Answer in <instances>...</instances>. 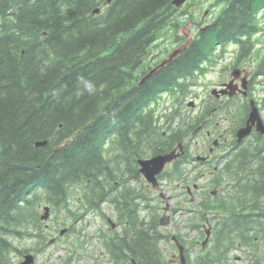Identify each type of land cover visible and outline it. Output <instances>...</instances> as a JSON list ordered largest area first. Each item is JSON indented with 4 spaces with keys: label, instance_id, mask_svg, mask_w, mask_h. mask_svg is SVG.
Instances as JSON below:
<instances>
[{
    "label": "trees",
    "instance_id": "trees-1",
    "mask_svg": "<svg viewBox=\"0 0 264 264\" xmlns=\"http://www.w3.org/2000/svg\"><path fill=\"white\" fill-rule=\"evenodd\" d=\"M171 1L0 0V264L13 263L12 253L42 249L48 234L41 203L52 212L67 207L72 221L78 218L69 210L75 185L84 211L116 203L123 228L103 239L108 254L114 247L118 260L162 262L160 244L170 235L161 230L153 200L126 181L137 177L138 158L167 151L190 127L177 107L163 136L148 106L164 92L186 94L205 61L215 60L216 46L236 42L238 58L247 56L259 28L256 14L264 7V0H221L211 24L140 81L152 66L150 45L176 9ZM176 117L180 124L173 127ZM233 159L216 175L231 176L223 195L201 201L200 208L227 215L214 221V243L195 264L224 260L226 239L230 248L254 235L264 239V148L243 147ZM184 160L163 177L171 182L182 174ZM115 180L124 185H113ZM140 209L151 216H140ZM62 223L56 221V229ZM184 225L191 229L198 219ZM177 236L184 242L183 234ZM15 239L31 244L17 249ZM71 252L69 258L78 256Z\"/></svg>",
    "mask_w": 264,
    "mask_h": 264
},
{
    "label": "flooded vegetation",
    "instance_id": "flooded-vegetation-1",
    "mask_svg": "<svg viewBox=\"0 0 264 264\" xmlns=\"http://www.w3.org/2000/svg\"><path fill=\"white\" fill-rule=\"evenodd\" d=\"M261 41V39L255 38L256 43ZM237 55L238 53H236V56ZM152 58L153 57H151V60ZM256 59L254 55L250 54H247L246 57L242 56L239 59L237 56V60H235L232 65L228 66L230 69L224 71L228 72V74H226L224 78L221 77L220 81L212 83L211 85L209 84L211 88L208 89L202 97H199L197 95L198 93L192 96L193 90L190 86L188 87L190 88L188 93L191 98L187 95L183 96L180 90H178L179 92L176 94V103L173 102V104L174 108H176V105H179L178 111H180L181 105H183L188 97L190 99L186 105L192 108L198 107V110L195 114H191L187 119L183 120L184 123H187L190 127L185 138L171 145L167 151H160L157 153L162 154L172 150L175 152V156L171 161L166 163L164 169L156 175V179L158 180L166 179L163 177V173L167 171L168 168H174L179 158L184 156L185 160L184 163L179 166L183 169V173L176 174L170 184L173 185L171 189H174V191L178 190V192L168 196V204L165 203L166 200L164 198L160 197L164 205L156 208H158L159 216H161L160 221L164 220L160 225L161 228L169 224V226L174 229L175 223L173 224V222H170V217L166 213L171 212V214H173L180 210L187 213V221L190 222V225L197 219L200 223L190 229L191 232L196 231L197 235L187 236L183 242L184 260L178 255V246L173 243V248L169 250L176 249V253H171L167 262L163 261L159 264H195L196 262L190 259L194 251L193 248L199 245L203 253L211 249V245L214 243V221L219 219L223 214L227 215V213H223L222 210L214 211L211 208L202 209L200 208L201 201H207L209 196L216 198L223 195V190L231 183V181H229L231 176L227 172L222 171V176H216L218 175L217 172L222 163H230V166L234 165L231 162H226V160L231 158L236 163L233 158L236 152L243 147H247L249 150L264 148V134L257 130L254 124L244 136L239 138L237 135L239 129L246 126L251 101H253L254 106H256L259 116L264 123V67L260 66L262 61H264V57L260 58V62L255 63ZM160 60L161 59H159V61ZM158 62L152 63L151 68ZM212 70L215 69L213 68ZM225 84L229 85L224 87ZM192 85L194 86V84ZM254 85L255 87H253ZM256 86L259 87V89H257L258 93H261L259 96L254 93ZM163 128H165L164 131L162 130V135L164 136L167 133L168 126L164 125ZM201 134L203 135L201 142L194 140L193 147L191 148L192 144L190 143L193 136L195 137ZM222 158L223 160H219ZM187 164L191 166L193 172L195 169V172L190 176H187L186 173ZM140 175L138 179L143 182L145 187L148 189L151 187H154V189L157 188L156 185L153 186L149 182H146L143 176ZM201 178L203 182L199 181ZM116 182L117 181H115L113 185H116ZM115 193L116 191H113L112 194ZM176 195L182 196L179 200L182 199L185 204H181L178 201L179 203L176 202L174 205H170L169 197ZM142 204L144 205V202H142ZM110 208L112 215H105L102 218L105 228L97 231V236L99 238L98 244H100V250L103 252L101 251L100 254L96 253L97 255H94L91 253L92 250L86 248L83 244L84 250L81 253V257L87 255L88 258H93L96 264H137L131 257H127L124 261L118 260V255L113 251V249L115 250L116 248L113 247V255H111L108 254L106 249L102 246L104 238L110 235L116 236V233L122 232L123 228L122 223L118 220L115 201L110 204ZM84 215L85 214H83V216ZM44 226L47 228L49 225L44 224ZM52 229L54 228L52 227ZM70 229L69 226H66V232L64 231V234L68 233ZM256 238L257 237H255L254 242ZM225 244L229 250L226 253L224 261H213L212 264H264L258 256L259 247L252 245V242H248V245H242L239 242L238 245L230 248L228 246V239H226ZM168 247L169 246H162L160 250L163 252L165 249H168ZM237 250L240 251L239 255L234 254ZM103 254L105 255L103 256ZM102 257H104L106 261L100 263L99 260ZM20 260L21 258L16 262L20 263Z\"/></svg>",
    "mask_w": 264,
    "mask_h": 264
},
{
    "label": "rangeland",
    "instance_id": "rangeland-1",
    "mask_svg": "<svg viewBox=\"0 0 264 264\" xmlns=\"http://www.w3.org/2000/svg\"><path fill=\"white\" fill-rule=\"evenodd\" d=\"M221 2H222L221 0H185L184 4L181 7H178L177 9L173 10L172 14L170 15V18H171L170 21H168L164 25L163 29L160 31L159 37L151 43L148 55L149 57H153V58L150 61H152V63L158 61L159 59L165 56L166 52L178 46L180 43H185L186 41H189V39L192 38L193 35L197 34L201 28H204L206 27V25L210 24L214 16L218 13L219 9L221 8L222 6ZM257 16H258L259 22L264 23V10H261L259 14L257 13ZM259 37L262 38V40H264V31L259 35ZM260 43L261 42L255 43L256 50L254 52V56L257 58L255 63L260 62V58L264 56V46L261 47ZM229 49L230 47L227 50ZM219 50L220 48L216 47L215 49L216 53H218ZM229 53H230V50L228 52L225 51V58L228 56ZM222 66L226 67L227 64L222 65ZM206 70L207 71L204 74H196V76L194 77V80H192L195 82V86L192 87V90H193L192 96L198 93L197 95L199 97H202L203 95H205L208 89L211 88L210 85L212 83L220 81L221 77L224 78V76L228 74V72H224L226 71L224 70V68H219V69L216 68L213 71L211 69H206ZM190 88L188 90H190ZM257 89H259L258 86H256L254 93L257 96H259L261 93L260 92L258 93ZM187 96H190L189 93L187 94ZM190 98L188 97L186 101L183 103V105H181L180 107V113H178L180 116L179 117L180 119L181 117L187 119L191 114H195L196 111L198 110V107L192 108L191 106L186 105V103L189 101ZM158 101L159 103H158V106L156 107V111H158L159 114L162 115L163 112L164 113L170 112L171 110L170 104L174 101V97L172 95H169V93H164V96L162 95L160 98H158ZM173 121H174V125L180 124L179 123L180 120L177 121V117L174 118ZM163 123H165V121H163ZM202 136H203L202 134L197 135L195 137L193 136L191 143H190L192 144L191 148L193 147L194 140H198L199 142H201ZM194 172H195V169H194ZM194 172L193 170H191V166L187 164V171H186L187 176H190ZM199 181L203 182V179L201 178ZM160 183H161L160 189L167 197L171 193L178 192V190L177 191L172 190L169 186V182L165 181L164 179L163 181H160ZM129 185L132 187L135 184L132 181H130ZM75 187L76 185L73 187V197L69 198L70 199L69 202L71 206L70 207L68 206V207L69 209H73V210L77 209L79 210L77 213H80V212H83V210L81 209V205H80L81 201L79 198L82 195V192H81L82 190L81 191L77 189L74 190ZM180 198H182V196H179V195L169 197V204L174 205L176 202L185 204L182 199L179 200ZM43 205L44 203H41L38 208L40 210V214L44 213ZM103 211L104 213L107 212L108 215H112L111 208H108L107 205H103ZM139 212H140V215H143L145 218L151 216L150 213H148L147 214L148 216H147L143 209H140ZM96 213L97 212H89L86 215H84L83 217L84 219L77 221L74 224V229H72L69 233H67L64 236L61 235L56 229V226H57L56 221L60 224L65 221L64 224L62 223V226L60 229L66 227L67 225H71L73 223L72 218L68 215L69 214L68 208L64 207V208L54 210V212H51L50 216L48 214L47 216H49V218L47 219V216H46L43 219V221L45 222H42L43 228L47 229L45 231L46 235L48 234L46 242L44 243V245H42L41 250H38L37 252H34V251L29 252L34 255L33 264H61V263L62 264L64 263L66 264L67 263L68 264H92V263L96 264L94 262V259L88 258L87 255H85V257H80V261H79L77 257L74 258L73 256H71L69 258V254H68L70 248H74L71 242H74L76 245L79 243L80 240H84L85 247L90 248L92 250L91 253H93L94 255H97L96 253L98 254L101 253L102 250H100V244H98L99 238L97 236L96 231H98L99 227L105 228V226H104V220H101L99 216L95 215ZM166 214L169 215L170 222H173V224L175 223L174 225L175 229H172V227L169 226L168 224L167 226L163 227L162 232H166L167 234H170L172 232L174 234L177 230L179 233H182L183 236L197 235L196 231L191 232L189 231L188 226L184 225V223H187L186 221L187 213L186 212H183L180 210V211H176L173 214H171V212H167ZM53 215L55 216V218ZM44 224H48L49 226L46 228ZM63 225H66V226H63ZM52 227L54 229H52ZM213 227L215 229V224ZM56 237L58 239H56ZM38 239L36 238L35 241H37ZM254 239L255 238H253V241ZM260 239L261 240L256 238V245L259 247L258 254L264 255V239L262 237ZM32 243H34V241H32ZM13 244L17 245V249H19L21 248L22 245L31 244V240L25 239L23 241H18L15 239L13 240ZM84 245L81 246L80 248L83 249ZM161 245L164 246V242H161ZM161 245L160 247H162ZM166 245L169 247L168 249H165V251H163L165 253L163 260L167 262L170 258L171 253H176V249L169 250L170 248H173L171 242L166 243ZM193 250L195 252L193 251L190 256V259L193 261H196L197 257L200 259L201 255L204 254L203 251L200 250L199 245L193 248ZM234 254L239 255L240 251L237 250ZM104 255L105 254H103V256ZM11 256L14 260L18 258L20 259V256L17 253L15 254L12 253ZM99 261L100 263H103L106 260L104 259V257H102Z\"/></svg>",
    "mask_w": 264,
    "mask_h": 264
},
{
    "label": "water",
    "instance_id": "water-1",
    "mask_svg": "<svg viewBox=\"0 0 264 264\" xmlns=\"http://www.w3.org/2000/svg\"><path fill=\"white\" fill-rule=\"evenodd\" d=\"M172 4H174L175 6H180L184 0H172L171 1ZM95 11H98V8L95 9ZM181 48H175L173 49V51H171L169 53V55L164 58L158 65L162 66L165 63H167L168 61L171 60L172 57L176 56L179 52H180ZM156 68H153L152 70H150L146 75H144V77L142 78V80L147 77L149 74H151ZM255 125L256 129L259 130L261 133L264 134V125L261 121V118L258 114L257 108L252 106L251 110L249 112L247 121H246V126L239 129V131L237 132L238 137H242L245 134H247L251 128L252 125ZM45 143V141L43 142H36L37 145L39 144H43ZM175 156V152L174 150H172L171 152L168 153H163V154H157L155 156H152L151 158H147V159H139L138 163L140 165V171L144 174V176L146 177L147 180L153 181L155 182V176L157 174L160 173V171L163 169L164 165L170 161L173 157ZM48 215V206L44 207V213L41 215V218H45ZM161 222L163 223L164 220H161ZM179 250H180V254L182 256V247L181 245L178 244ZM33 262V256L32 254H25L24 255V259L22 260V264H31Z\"/></svg>",
    "mask_w": 264,
    "mask_h": 264
},
{
    "label": "clouds",
    "instance_id": "clouds-1",
    "mask_svg": "<svg viewBox=\"0 0 264 264\" xmlns=\"http://www.w3.org/2000/svg\"><path fill=\"white\" fill-rule=\"evenodd\" d=\"M87 87H88L89 90H92V85L91 84H88Z\"/></svg>",
    "mask_w": 264,
    "mask_h": 264
}]
</instances>
